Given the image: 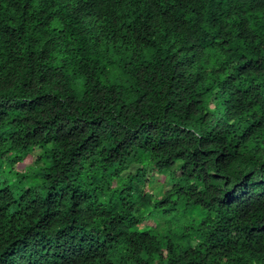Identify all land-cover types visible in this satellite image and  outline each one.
<instances>
[{
    "label": "trees",
    "instance_id": "trees-1",
    "mask_svg": "<svg viewBox=\"0 0 264 264\" xmlns=\"http://www.w3.org/2000/svg\"><path fill=\"white\" fill-rule=\"evenodd\" d=\"M0 264H264V0H0Z\"/></svg>",
    "mask_w": 264,
    "mask_h": 264
},
{
    "label": "rangeland",
    "instance_id": "rangeland-1",
    "mask_svg": "<svg viewBox=\"0 0 264 264\" xmlns=\"http://www.w3.org/2000/svg\"><path fill=\"white\" fill-rule=\"evenodd\" d=\"M136 166H131L130 169L127 172H124V174L127 173H133L135 171ZM150 174V173H149ZM148 174V176H149ZM155 178V176H154ZM160 178V177H159ZM158 176H156V179L153 180L152 184L149 187V190H153L155 193L158 192L157 190L163 186V190L167 189L169 185L171 184L170 181L168 183L164 182L163 179H159ZM165 183V184H164ZM150 225H154V222L152 220H149L148 222Z\"/></svg>",
    "mask_w": 264,
    "mask_h": 264
}]
</instances>
